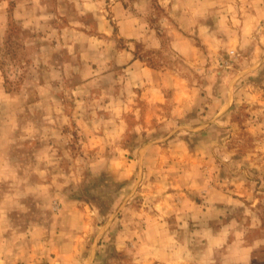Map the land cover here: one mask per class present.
Wrapping results in <instances>:
<instances>
[{
	"label": "rangeland",
	"instance_id": "374dc122",
	"mask_svg": "<svg viewBox=\"0 0 264 264\" xmlns=\"http://www.w3.org/2000/svg\"><path fill=\"white\" fill-rule=\"evenodd\" d=\"M0 264H264V0H0Z\"/></svg>",
	"mask_w": 264,
	"mask_h": 264
}]
</instances>
